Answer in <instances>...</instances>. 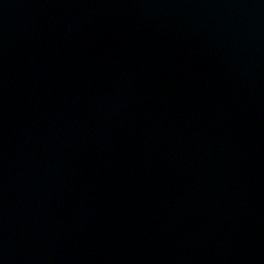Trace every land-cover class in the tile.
<instances>
[{
    "label": "water",
    "instance_id": "obj_1",
    "mask_svg": "<svg viewBox=\"0 0 264 264\" xmlns=\"http://www.w3.org/2000/svg\"><path fill=\"white\" fill-rule=\"evenodd\" d=\"M0 264H264V0H0Z\"/></svg>",
    "mask_w": 264,
    "mask_h": 264
}]
</instances>
